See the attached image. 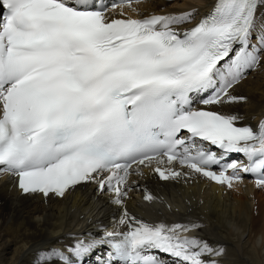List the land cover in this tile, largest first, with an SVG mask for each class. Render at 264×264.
Instances as JSON below:
<instances>
[{"label": "snow or ice", "instance_id": "1", "mask_svg": "<svg viewBox=\"0 0 264 264\" xmlns=\"http://www.w3.org/2000/svg\"><path fill=\"white\" fill-rule=\"evenodd\" d=\"M261 6L264 0H216L210 14L181 30L194 9L109 19L108 6L94 0H0V172L45 198L95 183L118 206L140 166L162 181L200 174L232 188L252 174L264 187V119L240 126L238 114L208 107L246 102L232 90L264 63V29L252 43ZM195 96L205 107H193ZM230 153L248 163L223 162ZM144 191L145 201L156 199ZM119 223L128 230L77 240L67 252L52 248L42 261L74 264L70 255L99 243L112 249L105 264L112 257L167 264L157 251L175 264H220L225 252L184 235L201 227L195 222L150 223L124 208Z\"/></svg>", "mask_w": 264, "mask_h": 264}, {"label": "bare ground", "instance_id": "2", "mask_svg": "<svg viewBox=\"0 0 264 264\" xmlns=\"http://www.w3.org/2000/svg\"><path fill=\"white\" fill-rule=\"evenodd\" d=\"M176 2L149 0L143 6L137 5L163 11L202 5L203 9L193 12L197 17L206 13L213 1L198 0L193 4L183 0L182 9L177 8ZM257 15L253 43L264 29V6ZM232 91L246 97V102L223 107L239 112L243 120L259 119V113L264 111V63ZM140 167L142 175L132 172L129 176L131 191L123 206L113 204L111 194L99 192L98 186L91 182L75 186L62 198L20 195L11 179L0 173V264H45L41 254L52 248L67 252L77 240L102 241L107 239L106 232L127 231V225L119 223L124 208L145 222L201 225L184 235L198 236L212 246H223L224 254L216 258L220 264H264V188L244 178L228 188L200 174L162 181L151 168ZM175 167L180 168L178 164ZM145 189L156 199L145 201ZM96 232L98 236L92 237ZM111 251L108 243H99L76 260H80L79 264H105ZM112 259L119 264L115 257Z\"/></svg>", "mask_w": 264, "mask_h": 264}, {"label": "rangeland", "instance_id": "3", "mask_svg": "<svg viewBox=\"0 0 264 264\" xmlns=\"http://www.w3.org/2000/svg\"><path fill=\"white\" fill-rule=\"evenodd\" d=\"M175 1H177L176 3L179 5V6H177V8H180V9H182L183 8V6H180L182 3H183V0H170V3L171 4H173L172 2H175ZM187 1H189V2H191V3H196L198 0H187ZM253 43V42H252ZM258 68L259 67H257L256 69H254V70H250V71H248V75H251L252 74V76H253V73L255 72V71H257L258 70ZM263 188V187H262ZM260 194V193H259ZM53 199H55V198H53ZM227 200H233V199H227ZM92 232H94V231H92ZM98 236V234H97V232L92 236V237H97Z\"/></svg>", "mask_w": 264, "mask_h": 264}]
</instances>
